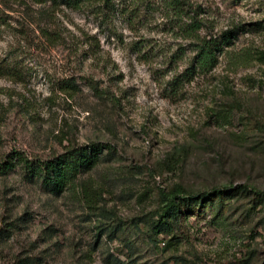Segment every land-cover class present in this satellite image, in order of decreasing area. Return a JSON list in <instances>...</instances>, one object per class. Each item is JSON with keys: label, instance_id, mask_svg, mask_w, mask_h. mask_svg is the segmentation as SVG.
Segmentation results:
<instances>
[{"label": "rangeland", "instance_id": "374dc122", "mask_svg": "<svg viewBox=\"0 0 264 264\" xmlns=\"http://www.w3.org/2000/svg\"><path fill=\"white\" fill-rule=\"evenodd\" d=\"M197 1L215 32L246 27L177 94L171 79L192 52L158 10L131 23L0 0V163L114 148L59 194L25 165L0 175V264H264V199L252 190H264V0ZM89 77L120 105L98 98ZM178 184L207 195L157 234L160 188ZM239 184L248 191L232 193Z\"/></svg>", "mask_w": 264, "mask_h": 264}, {"label": "trees", "instance_id": "16d2710c", "mask_svg": "<svg viewBox=\"0 0 264 264\" xmlns=\"http://www.w3.org/2000/svg\"><path fill=\"white\" fill-rule=\"evenodd\" d=\"M36 3L53 2L57 6L65 4L75 10H90L97 16L110 18L117 12L128 17L131 23H135L141 17V13L151 8L169 21L172 27L178 28L180 36L188 43L191 56L187 60V66L176 73L171 79V91L180 93L185 82L191 81L197 74L211 72L220 63L221 57L227 52L240 31L246 25L239 24L215 32V22L208 10L197 0H32ZM49 40L58 38L61 34L44 30ZM187 49V48H185ZM186 55L182 52L177 59H183ZM176 57L174 54L173 58ZM173 61V60H171ZM88 84L100 99H106L113 105L119 106L120 99L110 88L103 87L93 77L87 78ZM67 86L76 87V81L70 80ZM114 152L109 144L92 143L88 146H69L63 154L49 160H30L27 157L14 153L0 163V175L14 170L18 165H25L29 180L42 181L43 185L52 193H62L78 180L80 174L90 170L99 164L104 149ZM22 166V167H23ZM252 188V187H251ZM258 198L264 199V190L252 188ZM85 194L91 191L89 185H84ZM227 191V190H226ZM248 191L246 184L234 185L232 193ZM161 209L159 219L153 225L157 234L173 232L176 227V218L179 216L182 203L195 201L202 203L207 194H193L184 186L178 184L171 190L160 188ZM208 196H214L210 192Z\"/></svg>", "mask_w": 264, "mask_h": 264}]
</instances>
